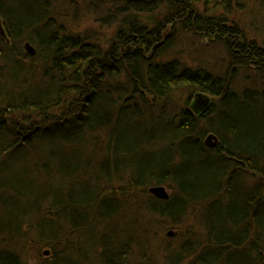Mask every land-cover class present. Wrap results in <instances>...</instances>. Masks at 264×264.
<instances>
[{
  "label": "trees",
  "instance_id": "16d2710c",
  "mask_svg": "<svg viewBox=\"0 0 264 264\" xmlns=\"http://www.w3.org/2000/svg\"><path fill=\"white\" fill-rule=\"evenodd\" d=\"M26 1L32 9L19 12V0H0L8 33L7 41L0 37V232L9 245L0 247V264H26L18 250L31 237L51 247L46 264H89L90 254L95 264H127L132 251L151 244L153 226H178L190 213L202 217L206 241L187 240L188 249L180 245L162 264H264V90L237 91L234 84L248 68L264 75V41L233 15L257 1L264 8V0L90 1L110 4L98 23L113 25L106 40L75 28L76 9L72 18L60 12L69 0ZM189 35L221 45L224 62L215 58L216 45H183ZM203 91L220 101L206 119L187 108L191 94ZM144 92L157 104H177L148 107ZM145 126L170 152L152 153ZM206 132L218 137L212 149L201 139ZM17 164L21 177L7 186L2 168ZM122 177L121 200L106 197L116 190L99 192ZM155 183L172 190L168 200L149 194ZM44 186L50 192L42 194ZM140 213L147 221L136 218ZM74 228L79 240L89 230L99 237L84 249L67 234Z\"/></svg>",
  "mask_w": 264,
  "mask_h": 264
},
{
  "label": "rangeland",
  "instance_id": "374dc122",
  "mask_svg": "<svg viewBox=\"0 0 264 264\" xmlns=\"http://www.w3.org/2000/svg\"><path fill=\"white\" fill-rule=\"evenodd\" d=\"M20 2L15 6L16 10H18L19 12H22L23 10L25 11H30L32 9V4L30 1H26L23 3L24 0H19ZM90 1H94V0H69L65 1L67 3H62V8L60 9V12L63 15H66L67 18H72L73 17V10L76 9V16H77V20L75 21V28L78 30H84L86 32L89 33H97L100 32L102 35L105 36V39H107V36L110 34V31L108 29V27H110V29L112 30V23L109 24V26L107 27L106 25L102 26L99 23V17L103 16L106 14L107 12V8H110V4H104L105 2H103V4L101 6H94L93 2ZM253 3V2H252ZM256 3V4H255ZM261 2L257 1L254 2V5H249L248 7L239 9L236 11V9H234V17L235 19H238V22L240 25H242L243 27L246 28V30L249 33V36L252 35L254 36L257 40L260 41H264V8L259 5ZM91 4H93V8L88 10L89 6H91ZM70 8V10H69ZM67 10L68 12H64L63 10ZM158 16V14H157ZM156 16V17H157ZM232 17V16H231ZM60 20H62L61 18H59ZM69 23V22H68ZM101 30V31H100ZM7 30L3 25V22L0 18V37L3 36V38L6 39L7 41ZM2 38V37H1ZM186 38V41H184L185 46H188L190 48V46H193L195 49L197 48H202L203 47L205 49H213V47H215L214 45H216V47L214 48L216 53H214L215 58H219V62H224V57L226 56V52L222 49L221 45L218 44H210L209 41L207 42L204 41L203 44L198 43L191 35H189V37H184ZM189 38V40H188ZM3 40V39H2ZM189 41V42H188ZM27 43V41H23L21 43V47H25V44ZM29 43V42H28ZM30 44V43H29ZM210 44V45H209ZM11 45V43L9 44ZM31 45V44H30ZM34 48V54H28L29 56H35L36 54V49L33 45H31ZM25 49V48H24ZM12 51H14L12 49ZM213 51H211L213 53ZM223 58V59H221ZM186 63L188 64V60L185 59ZM188 65H193V64H188ZM223 67H221L220 69H222ZM235 87L237 89V91H241L242 89L244 90L245 88H253V89H257L260 91L264 90V75L254 69V68H248L245 69L243 71H241L240 73L237 74V80L235 79ZM185 95L186 93L183 94V96H180L179 102H182L185 100ZM185 97V98H184ZM194 97V94H191V96L188 98V102H192V99ZM215 98H217L215 96ZM166 104L164 105L165 108L170 106L171 104H177V103H173L171 101V99L165 101ZM163 102V103H165ZM220 101H218L219 103ZM182 103H180V105H182ZM179 105V106H180ZM154 134H156V138H157V143L156 146L159 147H166L167 146V142L166 141H161V138L159 137V132L156 131L154 132ZM209 134H212V132H206L205 134H203L201 136V139L204 143V145L210 149L214 148L217 143H218V137L215 134V136L217 137V143L216 145L213 147H210L208 145L205 144L204 139L207 138V136ZM153 144L155 145V143L153 142ZM151 146V145H149ZM154 148V146H153ZM99 162V160H98ZM99 163H97L98 165ZM97 165H95L93 168L97 169ZM111 165V163H110ZM111 167V166H110ZM198 168H201V166H198ZM3 174L1 175L2 179L5 180L7 182V186H16V182H18L19 178L21 177V174L23 172V165L22 164H17V165H8L7 167H3L2 168ZM120 182H117L116 184H111V185H107V187L103 190H100L99 192H106L108 190H116V193H112L109 195H106V197H114L115 199H119L121 200L122 196V192L124 193L123 189H126V180L124 177H122L120 180ZM101 184V181H100ZM99 184V186H100ZM32 186V189H34L35 184L31 183L29 184ZM159 184H152L149 187L152 186H158ZM105 186L104 182L101 184V187ZM148 187V188H149ZM2 187H0L1 189ZM167 188V187H166ZM43 190H46V187H43ZM121 190V191H118ZM123 190V191H122ZM168 190V189H167ZM50 192V190H46L44 191L42 194H46ZM31 193H37V192H31ZM125 194V193H124ZM150 195L154 196L152 193H149ZM127 195V194H126ZM155 197V196H154ZM7 198L9 199V192L7 193ZM157 198V197H155ZM159 199V198H157ZM161 200V199H160ZM14 203H16L15 200H13ZM30 198L26 201V207H31L32 209V203L30 204ZM8 202V201H7ZM11 204H8L7 207V212L10 213V211H12L13 209V205L12 202L10 201ZM122 211V210H121ZM134 214V213H133ZM134 216V215H133ZM132 218V215L129 214L124 216V221H123V226L127 225L128 220H130ZM140 221H147L148 219V215H144L142 213L137 214V217ZM201 218L202 217H198L195 216L194 214L190 213L189 216L185 215L184 217H182L181 220V224H179L178 226H174V227H170L167 225L166 222H163L162 224H156L155 226H153L154 230L152 232V235L149 237L151 240V244H147V248L146 249H136L134 251H132L130 258H129V262L127 264H142L145 262L146 257H149V264H162V261L164 260V256H168L170 254L171 251L175 250L176 248H178L180 245L184 244V241H187L188 239L192 238L195 240V243L197 244H202L206 241V236L204 233H201V226H200V222H201ZM126 219V221H125ZM137 220H135L136 222ZM2 223V216L0 215V224ZM147 225V224H146ZM145 224L142 226H146ZM189 226H191L192 228H194L195 230H197V235L195 237H191L189 235V231L187 230L189 228ZM171 230L173 233L171 236H168L166 233L167 231ZM67 234L71 235V239H75V241L77 242L80 238L79 233L76 232L75 228L74 231H72V233L68 232ZM73 234V235H72ZM94 234H96L97 237H99V231L93 232L92 230H89L87 236L81 237V239L79 240L80 245L81 242L83 244V248L85 249L86 247H84V244L86 243H90L91 244L94 243L93 242V236ZM103 235V234H102ZM90 236H92V238H90ZM12 242V241H11ZM10 242V243H11ZM73 242V241H72ZM191 242V241H190ZM5 243H7L6 238H4L2 236V232H0V247H4V248H9V245H6ZM191 244L193 245V243L191 242ZM24 250H18L22 257L23 260L25 261L26 264H39L41 262L43 263H47V260L51 258L52 255V249L51 247L45 245V242H37V239L35 237H31L30 239H28L27 243L23 246ZM165 250H168V252L165 253ZM198 250V249H197ZM145 252V253H144ZM141 255L142 257H144L145 259L142 261L141 260ZM138 256H140L138 258ZM94 257L90 254L88 256V263L89 264H95L92 263L93 262ZM165 262V261H164ZM183 264H189L188 262H185Z\"/></svg>",
  "mask_w": 264,
  "mask_h": 264
},
{
  "label": "bare ground",
  "instance_id": "6f19581e",
  "mask_svg": "<svg viewBox=\"0 0 264 264\" xmlns=\"http://www.w3.org/2000/svg\"><path fill=\"white\" fill-rule=\"evenodd\" d=\"M122 0L120 1V0H115L114 1V4H116V5H119L120 3L122 4ZM108 14V13H107ZM157 18V17H156ZM158 19V18H157ZM156 20V19H155ZM184 20V18H180V22H182ZM178 23V22H177ZM180 24V23H179ZM23 48V47H22ZM25 48V49H24ZM23 48V50H24V52L25 53H27V54H29L28 53V49L26 48V47H24ZM30 55V54H29ZM229 74V73H228ZM230 75V74H229ZM229 75H227V76H229ZM234 82H235V78H234ZM0 83H3V84H5V81L2 79V80H0ZM114 89V88H113ZM120 89V93L122 94H125V96H127V94H130L131 96H130V98H137V97H139L140 96V93H138V91L136 92V91H134V90H128V89H125V88H119ZM202 97H204V100H201V99H198V100H196L195 102L197 103V104H201V103H203V102H205L206 100H205V98H207L208 99V102H207V106H206V108H201L202 109V112L200 113V114H196L194 111H193V109H192V107H193V105L194 104H192V102H188L187 103V108L193 113V114H195L196 116H201V117H203L204 119H206L208 116V114L209 113H211V110H212V108H217L218 106H219V103H218V99L217 98H215V96H213L211 93H209L208 91H203L202 92ZM145 98H146V100H148L149 102H148V107H150V106H152V107H154V109H158V108H160V110H164V105L166 104V103H156V101H155V99L153 98V95L151 94H149V93H145L144 92V95H143ZM252 95H249V97H251ZM252 99L254 98V96H252L251 97ZM144 104V103H143ZM191 105H192V107H191ZM195 106V105H194ZM145 110L147 109V107H145L144 108ZM179 121V120H178ZM178 121H176V122H178ZM178 123H180V121L178 122ZM147 126H145V128H146ZM154 132H156L155 131V129H151L150 127H147V129L145 130V134H146V136L148 137V139H149V142H150V145H151V148H152V153H154V150L156 149V151H155V153H159V152H161V154H164L165 152H170V148H168L167 146L166 147H159V146H156V143H157V140L155 139V137H156V134H154ZM212 134H214L213 132H212ZM210 135V134H209ZM215 135V134H214ZM153 141H155L154 143H155V145L153 144ZM206 141V139H204V142ZM205 144H206V142H205ZM206 145H208V144H206ZM153 146H154V148H153ZM208 146H210V145H208ZM210 147H212V146H210ZM214 147V146H213ZM145 150V149H144ZM143 152V150H140V153H142ZM136 154V157L135 158H143L144 156L143 155H138L137 153H135ZM135 154H134V156H135ZM134 163H136V162H134ZM159 185H161V186H163L166 190H167V192L169 193V195H168V197L167 198H165V199H162V198H159V197H157V196H155L154 194V196L155 197H157V198H159V199H161V200H168L169 198H170V196H171V194H172V190H170L165 184H161V183H159ZM167 187V188H166ZM150 188V187H149ZM149 188H148V192L149 193H151L150 191H149ZM0 210H2V208L0 207ZM172 231L171 230H169V231H167V235L168 236H171L172 235ZM188 240H190V241H195L194 239H188ZM186 243V241L184 242V244H182V246H184L186 249H188V245L189 244H185ZM218 262H220V261H218Z\"/></svg>",
  "mask_w": 264,
  "mask_h": 264
},
{
  "label": "water",
  "instance_id": "95a60500",
  "mask_svg": "<svg viewBox=\"0 0 264 264\" xmlns=\"http://www.w3.org/2000/svg\"><path fill=\"white\" fill-rule=\"evenodd\" d=\"M25 47L28 49V53L29 54H34V52H35L34 51V48L28 42L25 44ZM202 95H203L202 92H196L194 94L193 99H192V104H194L195 106L193 105V107H192V105H191V107H192L193 111L196 114H200L202 112V109L203 108H206V106H207V102H208V99L207 98H205L206 101L203 102V103H201V104H197L195 102L198 99L204 100V97H202ZM205 142H206V144H208L210 146H215L216 143H217V137L214 134H210V135L207 136ZM149 191L152 194H154L155 196H157L159 198H162V199L167 198L168 195H169V193L167 192V190L163 186H161V185L152 186V187L149 188Z\"/></svg>",
  "mask_w": 264,
  "mask_h": 264
}]
</instances>
